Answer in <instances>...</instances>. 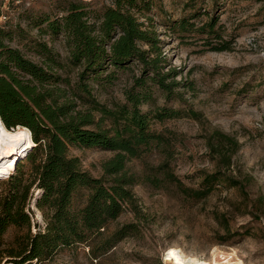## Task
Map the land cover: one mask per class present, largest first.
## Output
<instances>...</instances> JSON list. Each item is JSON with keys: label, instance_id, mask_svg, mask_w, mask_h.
<instances>
[{"label": "rangeland", "instance_id": "obj_1", "mask_svg": "<svg viewBox=\"0 0 264 264\" xmlns=\"http://www.w3.org/2000/svg\"><path fill=\"white\" fill-rule=\"evenodd\" d=\"M73 1L85 2L93 11L114 3L0 0V16H7L0 22L15 29L9 43L37 63L43 58L36 43L46 42L65 65L59 73L75 82L80 69L70 64L66 33H53L49 27L50 21L66 14ZM149 3L150 8L135 11L136 16L158 34L167 60L164 72L176 68V80L182 84L176 89L181 95L175 98H168L155 86V99L141 108H192L197 115L184 113L154 121L152 129L163 135L164 142L141 157L127 159L125 169L134 176L131 188L137 211L127 209L110 224L108 234L128 223L137 224L139 231L100 256L87 245L73 246L34 264H168L171 247L202 260L215 255L219 264H264V0ZM182 19L190 24L186 29L175 24ZM210 23H215L212 30ZM223 42L228 43L227 49L213 48ZM136 75H140L137 65L119 72L114 82H90L92 94L114 108L125 102V91L134 86ZM111 126L110 121L104 124ZM217 130L236 142L234 150L230 149V162L214 151L219 145V137L212 138ZM69 155L78 157L83 169L99 177L104 174V163L116 152L73 146ZM217 170L239 180L242 187L217 182L207 197L193 198L190 191L201 187L205 176ZM168 171L177 176L176 181L168 179ZM7 176L0 177V192ZM32 192L29 206L35 232L45 227V218L36 205L42 190L33 187ZM14 233L15 228H10L5 237L10 239Z\"/></svg>", "mask_w": 264, "mask_h": 264}, {"label": "trees", "instance_id": "obj_2", "mask_svg": "<svg viewBox=\"0 0 264 264\" xmlns=\"http://www.w3.org/2000/svg\"><path fill=\"white\" fill-rule=\"evenodd\" d=\"M149 4V0H114L113 5L93 11L85 2L73 1L64 16L49 22L53 33H66L70 64L80 69L75 82L59 73L65 65L46 42L36 43L43 58L37 63L9 43L15 29L0 22V116L10 129L28 127L35 142L28 156L2 180L0 264L43 262L59 250L82 245L100 256L139 231L137 224L128 223L108 234L110 224L127 209L137 211L131 188L134 176L126 171V161L164 142L163 135L152 129L154 121L184 113L197 115L192 108H141L155 99V86L168 98H175L181 95L176 89L182 84L176 80V68L164 72L167 60L161 40L151 25L136 16L135 11L148 9ZM187 23L185 19L175 21L182 29ZM214 26L209 24L211 30ZM228 47L227 42L213 46L219 50ZM135 65L140 75L126 89L125 102L109 108L92 94L91 83L114 82L119 72ZM107 121L111 127H104ZM216 136L219 145L214 151L230 162V149L234 150L236 142L219 130L212 138ZM73 146L99 147L116 155L104 163V174L96 177L81 167L78 157L69 155ZM166 176L177 180L173 172ZM225 181L242 187L239 180L217 170L205 176L201 187L189 191L193 198H205L217 188V182ZM33 187L42 190L36 205L45 218V227L35 232L29 206ZM10 228L15 233L7 239Z\"/></svg>", "mask_w": 264, "mask_h": 264}, {"label": "bare ground", "instance_id": "obj_3", "mask_svg": "<svg viewBox=\"0 0 264 264\" xmlns=\"http://www.w3.org/2000/svg\"><path fill=\"white\" fill-rule=\"evenodd\" d=\"M34 145L32 133L28 127L17 126L10 129L0 116V177L11 173L16 168L17 162L28 156ZM168 252L170 259L168 264H219L215 255L210 260H202L198 256H188L176 247H171Z\"/></svg>", "mask_w": 264, "mask_h": 264}, {"label": "built area", "instance_id": "obj_4", "mask_svg": "<svg viewBox=\"0 0 264 264\" xmlns=\"http://www.w3.org/2000/svg\"><path fill=\"white\" fill-rule=\"evenodd\" d=\"M83 1H91V0H83ZM6 19L7 18V16L6 15H3V16H0V19Z\"/></svg>", "mask_w": 264, "mask_h": 264}, {"label": "water", "instance_id": "obj_5", "mask_svg": "<svg viewBox=\"0 0 264 264\" xmlns=\"http://www.w3.org/2000/svg\"><path fill=\"white\" fill-rule=\"evenodd\" d=\"M19 126V125H18ZM31 131V130H30ZM32 133V132H31Z\"/></svg>", "mask_w": 264, "mask_h": 264}]
</instances>
